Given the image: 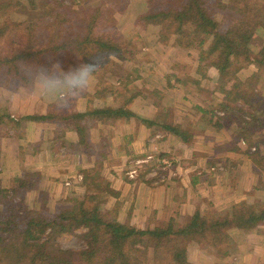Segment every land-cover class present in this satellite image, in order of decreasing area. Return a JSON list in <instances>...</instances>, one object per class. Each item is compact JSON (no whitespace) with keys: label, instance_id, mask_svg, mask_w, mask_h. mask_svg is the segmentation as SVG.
<instances>
[{"label":"trees","instance_id":"1","mask_svg":"<svg viewBox=\"0 0 264 264\" xmlns=\"http://www.w3.org/2000/svg\"><path fill=\"white\" fill-rule=\"evenodd\" d=\"M26 1L35 8L43 0ZM65 1L69 4L74 0ZM154 1L158 4L151 6L138 17L143 27L159 26L158 35L168 45L184 47L190 51L197 47L200 51L197 58L199 64L193 76L184 78L178 73L173 75L177 85L179 84L178 87L180 86L184 93H189L191 90L186 84H194L196 90L204 92L205 97L207 96L205 99L201 97L204 104L214 103L209 109L193 105L199 113L196 123L186 116L180 123L162 126L182 141L191 136L195 124L209 132L216 133L224 129L234 131L237 140L231 143L243 140L247 149L254 147L249 155L252 158L255 155L258 157V147L264 143V84L257 87L258 82L264 78V45L256 41L258 27L247 20H238L222 14V10L230 7L223 0ZM14 3H2V8L14 7ZM43 10L37 9V20L31 26H24L20 19L23 18L22 15L16 16L19 21L13 24L16 32L11 34L12 41L24 38L25 45L14 53L11 60L5 62L6 72L20 78L26 85L33 83L34 78L40 75L39 71L44 70L43 77L47 78L52 70L50 66L42 65L35 70L33 78H27L22 68L33 62L36 63L34 66H37L57 57L53 60L55 63L61 62L60 69L64 72H59L64 74L73 69L71 62L79 59L82 65L94 73L100 58L108 60V57L112 56L120 60L124 57V42L112 38L107 30H96L101 18L99 5L89 7L85 14L80 13L81 15L75 18L62 17L56 20L55 30L47 32L44 25L39 23L44 21L52 9L43 7ZM263 26L260 29H263ZM74 29L76 31L71 32ZM6 30L7 26L0 24V37L7 33ZM35 32L48 38L46 46L36 45ZM6 35L10 36V33ZM205 59H208L206 65L202 64ZM238 63L243 68V74L239 73L232 85L225 88L224 79ZM251 65H254V70L250 69ZM202 67L204 70L212 67L216 71L212 88H207L206 85L202 87L203 79L206 84L210 82L206 72L201 71ZM249 70L251 72L248 74ZM170 79L171 77H168L167 81ZM217 92L222 93L223 98H219ZM128 101L125 100L122 105L91 107L76 113L57 110L56 105L50 104L44 114L27 115L21 119L54 123V135L57 137L65 135L67 131H73L78 136L77 143L88 150L91 147L85 136L91 122L95 120L110 123L132 116L124 108ZM136 118L147 127L153 124L149 118ZM21 119H17L15 124L21 126L22 122L18 121ZM224 137L227 138L226 135ZM259 166L264 168V163L261 162ZM88 179L93 177L86 176L84 182ZM17 182L18 185L8 191L29 189L33 185L25 175L24 178H18ZM261 187H264V182L256 181L246 195L250 196ZM5 188L0 187L1 264H73L74 253L71 250L64 252L54 241L63 233H72L80 228L85 230V246L78 254L81 264H192L186 258V246L189 241L218 247L229 243L228 231L231 227L248 230L264 223V206L259 208L257 203L245 200L220 211L208 212L196 207L187 222L182 225L177 224V218L173 216L164 226L140 229L110 217L108 212H102L100 204L103 198L107 197V193L112 191L110 188L100 194H89V202H94L90 206L85 201H79L69 210L55 208L43 212H36L27 205L25 199H14L16 193L9 194ZM148 247L152 250V263L144 256V249Z\"/></svg>","mask_w":264,"mask_h":264},{"label":"rangeland","instance_id":"2","mask_svg":"<svg viewBox=\"0 0 264 264\" xmlns=\"http://www.w3.org/2000/svg\"><path fill=\"white\" fill-rule=\"evenodd\" d=\"M223 1L230 7L222 10L221 13L230 18L252 22L258 27L256 37L257 43L264 45V0ZM5 2L11 3L10 5L14 2H18V4L14 3V7L6 6L2 8V3ZM96 4L101 8V18L98 23V29L96 28V30H107V33L112 38L124 42L126 44L124 57L120 60L112 56L108 57V60L100 58L99 64L95 65L93 78L90 80L87 89L69 108L64 109L63 111H73L76 113L91 107L97 108L101 106H113L116 104L122 105L125 100H129L127 104L124 105V108L127 111L128 106L130 107L133 102L137 101H141L144 105L148 106L151 101L157 99L156 88L160 86L159 79H161L163 75H168L171 78H174L171 74L177 73L180 77L184 78L187 76H193L194 71L199 64L197 60L200 54L199 48L196 47L190 51L184 47L168 45L164 39H161L158 35L160 32L159 26L149 25L148 28L143 27V24L138 17L151 8V6L158 4V2H155L154 0H74L69 4L65 0H43L38 3L35 8L30 6L29 2L26 0H0V24L6 25L7 30L5 32L10 33V36L6 35V33L0 37V119H2V121H0V165L2 158H5V160L9 159L10 163H14L16 166L15 170L9 167L0 166V187H8L5 188V191L11 194L13 191L8 190L10 188H15L18 185V178H24L25 175L27 180L33 185L29 189H19L16 192H13L16 193L14 199H25L27 205L36 212H43L46 209L55 210V208L69 210L70 208L75 207L79 201H85L88 206L94 204V202H89L88 195L100 194L104 190L110 188L109 183H107L108 180L104 177V171H107L105 168H107L109 164L111 166L113 165V168L120 169V173L117 174L119 178H116L119 182H117V185H119L121 183L120 179H124L125 175L129 179H136L139 177L138 175L141 174L142 170H147V168L157 169L156 165L163 167V169L171 168L175 162L178 163L179 161V158H177L175 154L163 156L161 155L162 151L148 152L149 149L147 148V152L143 153L145 155L143 158H133L132 155L134 153H131L127 156H122V158L120 157L118 161V157H113L112 159H109L110 162L107 160L109 164H105V145L110 144L108 150H114V154L109 153V157H111V155L116 156L119 151L123 153V145H126L125 139L127 135L126 133L119 131V133L113 135L108 133V137L103 136L101 128L104 125H113L114 123L112 124V122L118 121L119 119L110 123H102L95 120L91 122V127L85 136L86 142L89 143L91 147L88 150H85L77 143L78 136L73 131H67L65 135L61 137L55 136L54 130L56 125L51 123L53 124L52 134L50 132L49 142L47 140V144L44 145L45 150L49 152L46 154L44 153L47 159L42 160V162L47 161L46 163H49L50 166H52L53 163L54 168H56V160H51L50 158L53 156L52 154L57 153L59 157H62L61 151H63V149H75L78 153L85 152L83 155L86 156V159L89 161L84 164L83 168L86 167L85 171L84 173H80L81 175L79 177L76 174H74L76 175L74 179L70 178L72 176H68V178L67 176L59 175V177L56 175L59 179L54 177L53 183L46 184L43 183L42 180L40 182L42 175L40 171L36 170L39 166L35 165V163L39 160L38 153H41L42 150L34 144L32 139L34 128L32 126H27L34 122L21 118L27 115L44 114L48 111V106L50 104L56 105L60 102V98L65 95L69 88L66 92L64 91V93L60 92L61 94L56 97V101L48 103L44 113H37V111H34V109L26 105L25 102L27 101L25 100L26 96H24V94L27 95L30 93L31 96L35 91L34 89L40 88V90H42V87L44 89L43 84L46 81L58 84V82H61L64 79L71 80V75L69 73L77 67L82 66V63L79 59L73 60L71 62V68L73 69L68 72L65 71L67 73L62 74L59 72V70H61V62L58 61L55 63L53 60L57 57H52L50 60L45 61V64L43 62L37 66H34L36 63L33 62L23 68L21 67L22 72H24V75L27 78H33L35 70L42 65L50 66L52 70L49 71L50 73L47 78L43 77L42 72H44V70L39 71L40 75L34 78L33 83H30L32 85H26L20 78H16L13 74H8L6 72L7 65L5 62L9 59L11 60L14 53L23 49L25 45L24 38H19L16 42L12 41L13 38L11 34L16 32L15 28H13V24L19 21V19H16V16L22 15L23 18L26 17L25 19L20 18L22 19L24 26H31V24L37 20V9L43 10V7H45L52 9V11L44 18V21L39 23V25L43 24L46 32L49 30L53 31L55 30L54 23L56 20L62 17L75 18L80 13L85 14L89 7ZM262 26L263 29H260ZM73 31H76V29L71 32ZM35 38L37 40V46H46V40H48V38H46L45 35L40 36L35 32ZM47 57L49 56L47 55ZM207 60L208 59H205L202 64L206 65ZM254 68V65H251L250 69L254 70ZM242 69L241 64L238 63L235 69H233L224 79L223 83L225 88L232 85L234 79L239 73L243 74L241 72L243 71ZM251 70L248 71V74ZM201 71H205L206 76L210 79L208 84L204 83L203 79L202 87L204 88V85H206L207 88L208 86L209 88H212L215 82L214 78H216L215 69L207 67L204 70V67H202ZM54 73L59 75V79H49ZM165 76H163V79ZM169 82L170 80L168 83ZM174 84L177 85V82H174ZM263 84L264 78L258 82L257 87H261ZM186 86L191 90L189 93L185 92V94L188 95L185 98L189 102L198 106L201 104L200 106L206 109H209L210 106L211 108L213 107L214 103L212 102L208 105H206V103L204 104L201 97L205 99L207 96L205 97L204 92L196 90L194 84L187 83ZM56 90L57 89H55V91ZM19 91H23L24 94H21ZM43 92L45 94L48 93L47 90H44ZM216 95L219 98H223L222 93L217 92ZM168 101L172 102V97L170 95L164 96V102L168 103ZM133 108L136 107L134 106ZM130 114L132 115V113ZM143 114L145 115L147 112H143ZM132 116L121 119L129 120ZM17 119H21L18 120L22 122L21 126L15 124ZM181 121H184V117ZM37 122L45 123L44 121ZM46 123L50 124V122ZM226 131L227 130L224 129V133ZM225 135L228 134L225 133ZM117 136L122 138V143H116L118 141ZM242 141L243 140H241L242 144H246ZM2 147H4L3 151ZM118 147H120V149H118ZM251 150L253 151L254 147H252ZM101 152L103 153V156ZM13 155L15 156V159L11 158ZM162 157L168 158L171 164L166 166L160 163L158 159ZM253 158L256 167L262 170L263 168L259 166L261 163L259 156ZM185 160L189 161L188 159ZM132 170H135V173L131 176L129 173ZM215 170H218V168H215ZM123 172L125 174H123ZM256 173L260 174L261 172L256 171ZM86 176L93 177V179H88L87 182H84ZM256 177H258V180H260L261 183L264 182V176L260 177L256 174ZM65 182L69 183L66 184ZM119 192L117 193L119 197L116 201L114 197H112L114 194L113 191L107 193V197L103 198L100 205L104 214L108 212L110 217H115L122 223L134 225L140 229L164 226L170 218V216L168 217L166 215L172 210L164 215L160 206L156 207L159 208L158 211L155 210L157 211L156 213H151L153 206L157 204V202H130L131 195L128 196V199L125 200V202H121V192ZM258 206L260 208L264 205L258 204ZM205 210L208 212L213 211L209 206ZM84 231V229L80 228L74 230L72 233H63L55 238L54 244H56L59 249L64 250V252L71 250L74 253V258L72 259V261H74L73 264H81L78 260V254L85 246ZM190 243L195 245L196 242L189 241L186 250ZM205 244L206 243L201 245V264H207L206 262L212 261L211 259H208L210 257L208 255L212 254L215 248L214 246ZM141 249H143V247H141ZM151 251L152 250L149 247L144 249V256L150 263L153 261ZM222 263L224 262H221L220 264ZM153 264H156V262H153Z\"/></svg>","mask_w":264,"mask_h":264},{"label":"crops","instance_id":"3","mask_svg":"<svg viewBox=\"0 0 264 264\" xmlns=\"http://www.w3.org/2000/svg\"><path fill=\"white\" fill-rule=\"evenodd\" d=\"M163 76L159 79L160 86L158 85L159 87L156 88L157 99L155 101H151L148 106L141 101L133 102L130 107L128 106V111L134 115L129 120L119 119L112 122L113 125L102 126L103 136L108 137V133L113 135L119 133V131L127 135L126 145H123V153L119 151L120 154L117 152L116 156L111 155L109 157V153L114 154V150H108L110 144L105 145L104 160L106 161L104 162L109 164V159L118 157V161L120 157L122 158V156L131 153H134L133 158L140 159L145 156L143 153L147 152V148L149 149L148 152L162 151L161 155L163 156L175 154L179 161L178 163L175 162L171 168L163 169V167L156 165L157 169L147 168V170H142L136 179H129L125 175L124 179H120L121 183L119 185H117L119 182L116 178L118 177L117 174L120 173V169L113 168V165L110 164L107 168L104 166L107 170L104 171V177L108 180L107 183L114 192L112 197L115 201L119 197L117 193L120 191L121 202H125L129 195H131L130 202H157L151 213H156L159 209L156 208L158 206L162 208L164 215L172 210L166 216H175L177 224L180 225L187 222L188 216L192 214L196 207L205 210L209 206L213 211H220L238 201L245 200L264 205V187L254 191L250 196L246 195L247 191L252 190V185L256 181L258 182L256 171L261 172L260 174L257 173L258 176H264V168L261 170L256 167L254 159L249 155L252 150L247 149L246 144H242L241 141L235 144L231 143V141L237 140L234 131L227 130L225 133L228 135L225 138L224 130L216 133L208 130L204 131L202 126L195 124L191 136L186 141H182L181 138L164 129L163 124L174 125L180 123L185 116L191 117L193 122L196 123L198 113L192 102L185 98L188 95L184 93L183 89L180 90L178 85L174 84L176 82L175 76L170 79L169 83L167 78L170 76L166 75L164 79ZM70 81L64 79L58 84L46 81L43 84L44 89L43 87L42 90L40 88L34 89L35 91L31 96L30 93L26 95L23 91L19 92L26 96V105L37 111V113H44L48 103L56 101V97L61 94L60 92L64 93L68 90ZM55 89H57V92ZM44 90H47L48 93L45 94ZM167 95L172 97V102H164V96ZM134 106L136 108H133ZM143 112H147V114L144 115ZM136 117L149 118L153 121V124L147 127L141 121L134 119ZM27 126L34 128L32 139L34 144L42 150L41 153H38L39 160L35 163L39 166L36 170L40 171L42 175L40 182L42 180L46 184L53 183L56 175L72 176L70 178L74 179L76 175L79 177L80 173H84L86 168H83L84 164L89 160L83 155L85 152L78 153L75 149H71L72 151L63 149L61 151L62 157H59L58 153L52 154L53 156L50 159L56 160V168H54L53 163L50 166L49 163H46L47 161L42 162V160L47 159L44 153L46 154L49 151L45 150L44 145L47 144V140L49 142L53 124L35 121ZM117 137L118 141L116 143H122V138ZM3 150L4 147H2ZM258 156L260 162L264 163V143L258 147ZM11 158L15 159V156L13 155ZM0 166L9 167L13 170L16 167L14 163L11 164L10 160H5V158H2ZM215 168H218V170H215ZM123 174L125 173L123 172ZM58 176L57 179H59ZM69 182L71 183L70 180ZM228 232L230 235L229 243L215 247L214 252L208 255L210 256L208 259L212 261L206 262L207 264H220L221 262H224L222 264H225V262L226 264H264V223L255 225V227L248 230L231 227ZM201 245H204V243H195V245L190 243L188 245L186 255L190 263H202Z\"/></svg>","mask_w":264,"mask_h":264},{"label":"clouds","instance_id":"4","mask_svg":"<svg viewBox=\"0 0 264 264\" xmlns=\"http://www.w3.org/2000/svg\"><path fill=\"white\" fill-rule=\"evenodd\" d=\"M61 71L64 72L63 69ZM69 74L71 75L69 90L56 104L57 110L69 108L87 89L90 80L93 78V72L85 65L77 67ZM49 79H59V75L54 73Z\"/></svg>","mask_w":264,"mask_h":264},{"label":"built area","instance_id":"5","mask_svg":"<svg viewBox=\"0 0 264 264\" xmlns=\"http://www.w3.org/2000/svg\"><path fill=\"white\" fill-rule=\"evenodd\" d=\"M242 142H243V141H242ZM243 143H244V142H243ZM148 157H151V156H148ZM158 161H159L160 163L166 165V166H169V165L171 164V162L169 161V159H168V158H164V157L158 159ZM134 173H135V170H132V171L129 173V175L132 176V174H134ZM68 183H69V182H67L66 184H68Z\"/></svg>","mask_w":264,"mask_h":264}]
</instances>
